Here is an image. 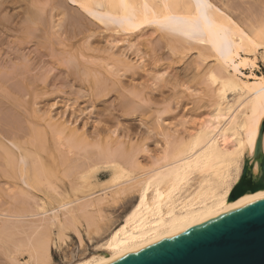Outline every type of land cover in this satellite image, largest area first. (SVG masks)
Instances as JSON below:
<instances>
[{
  "label": "bare ground",
  "instance_id": "obj_1",
  "mask_svg": "<svg viewBox=\"0 0 264 264\" xmlns=\"http://www.w3.org/2000/svg\"><path fill=\"white\" fill-rule=\"evenodd\" d=\"M14 1L13 0H11V1L10 0L9 1L3 0L0 2V12H1L0 13V26H3V22H5V21H7V23H9L13 18H15V16H17V14H20V13H21V15L20 16L18 15L19 20H20L21 16H22V18L25 17L23 19H26V21L23 20L25 22L22 21L23 23L26 24V27L24 26L26 31H28L29 29H32L34 27L36 28V26H37V29L39 30V28H41V27L38 28V25L40 26V24H42V26H43L44 23L47 24L49 22V19H50V21H51V22H49V23H51V24H49L50 26H48V25H44V26H47L49 28L52 25L51 28H53V29L51 30V28H50V30L54 31L56 33L58 32V34H59L60 32H62L64 30L63 27H66L65 24H66L67 20H68L67 23H70L72 21V19L70 21L69 17H67V16L68 15L73 16V15H75V13H77V15H75L76 18H75V16L73 17L72 22H74V23L76 22L75 20H79V19L81 20V18H79V16H78L80 14V16L83 17V19L85 17L86 21L90 19L92 25L93 24H97V26L99 24L102 25V26L99 25L100 28H97V27H95L96 25L95 26H92L91 24L89 25L87 22H84L85 21L84 20L83 23L88 24L87 27L84 28L85 24L80 23L82 21H80V22L77 21L76 24L80 23L84 28L83 29L82 26L79 24V26H81V28L83 30L81 33V31H80L81 29H79L78 35H81L80 38L84 39L83 44L87 45L85 43H88V44H90L88 46L95 47V52L93 50L94 49L93 47H92V49H87L88 47H86V49L88 51H91V52L93 51L94 54H92V56L94 58L91 55H89L90 53L88 54L93 59V60H91L90 57L88 58V60L92 61V62H89V65H88L87 64L88 61L86 59L87 55L85 58V56H84L85 53L82 52L83 55L80 53L81 51H83V49H82V50H79L77 52V54L80 53L81 55H75V54L74 55L76 57L77 56L78 57L83 56L84 58L82 57V59L79 58L75 61V57H73L72 58L73 63L70 64L71 57L73 56V54L71 55V57L68 54L70 57L69 63H68L69 57L66 59L67 62L66 61L65 62H66V64L68 63L67 66L71 67V65L74 64L77 67V65L79 64L78 60H80V63H81V60H82V62L87 61V63H86L88 65L87 68L91 69V70H89V72L90 71L92 72V76L94 75L93 73L96 74V72H97L98 77H100L99 75L104 74L102 76H106L108 73H110L112 76L114 75V77H116V79H114V80H117V83L121 82L122 79H120V77L124 76V74H125L123 72L130 73V70H132V69L134 70V67L138 68L137 65H134L133 63L138 64L139 67L141 68V70L142 69L144 70L147 67L145 65L146 61L144 63L143 56H140L141 53L138 52L139 49L136 48V46L138 45L137 42L136 43L131 42L132 40L127 38V37H130L129 35L132 36L133 33L135 35L138 33L137 37L142 39L143 35L145 34V32H143V31H146L147 28L154 33L155 32H157V33L163 32V34H165V36H163V34H161V37L162 38L166 37L165 38L167 41L166 44H168V46H171L169 48H172V46H174V49H175L177 47L178 40L180 41L179 45L181 44L183 46L182 47L180 45L182 48H184V49L188 48L187 50H184L182 48H179L180 46L178 45L179 47H177V48H179V49L176 51L177 52L179 51L180 54L184 53V51L185 52L188 51L189 49L190 50L188 52L193 51V49L194 50L196 49L195 51H197V49L200 48L201 51L199 52V50H200L199 49L197 52L199 53V55L201 57H204V58H201L198 55V57L201 59L202 62H204L203 61L204 59H205V62H207L208 60H210V58L212 61L213 57H214L213 58L214 60L212 62L210 61L211 64L209 62H208L209 64L206 63L207 64L206 66L204 65L205 62L202 63L204 65V67L208 68L207 71L205 70V68L202 69V67H200V66H202V65H199L200 61L198 63H196L197 66L198 65L199 66L198 67L196 66L195 68L198 71H200L198 68L202 69L203 71H200V72H203L202 74H204V75H205V71L208 72L206 74L209 75L210 80L206 79V81H207L206 83H208V82L210 83V81H211L213 83V87H212L211 83L210 84L208 83L207 87L209 88V86H211L210 88H214V85L216 84V87H215L216 90L213 93V96H215V95L216 96L213 97L214 101L211 104L212 105V109H211L212 111H211V114H210L208 119H204L203 121H201L200 123H198L197 125H194L192 127H185L184 130L175 129L173 131L172 129H170L171 128L170 124H172V123H170V124L168 122L166 123V120L164 119L165 117L163 118V115L168 112V107L165 105V103L168 100V95L165 96L163 94L165 90H162L163 91V93H162L161 90L159 91V89H157V91L161 92V93L158 94V96H157V94H155L156 96L148 98L147 95L149 92L147 91V93H146V91H145V89L147 90V88L146 87L139 88V85H144L145 82L138 84V82L135 81L136 83L133 82L134 83L133 85L131 83L132 87H129V88H127V87L124 88L122 86V88H124L125 91H128V93L130 92V94H129V95H131L130 99H132L134 103L136 102L134 100H138V101L143 100L144 102H146V104L149 103L150 105L155 104L156 105L155 107L158 106L157 108H154L156 110H153V108H151V109L149 108L150 111H152V115H156L155 119L153 118L154 123H155L154 127L159 128L160 131L162 132L161 136H164L163 137L164 144L162 145L161 150L158 151L159 153L157 156L156 155L151 156L150 154H152V153L148 154L149 151L148 152L146 151V150L151 151V149H149L150 144L149 143L147 144V142H145V141L149 140L150 138H147V140L144 139L145 141L142 139V141H144L148 147L147 146L145 147V145H142V144H144V142H142V141H141L142 142L141 145H139V143H138V146L136 144H134L136 146L131 145L130 147L133 146L132 149L129 147L131 149V152L128 150L131 153V155H130V153L128 154L127 149H125V147H127V146L125 145V147H124L123 146L124 142L120 141L122 137L120 136V134L116 135V134H118L117 130L115 129V126L113 127L112 124H111L112 125L111 127H113L114 129L111 128L109 126V124L107 125V127L109 126L110 129L107 128L108 129L107 130V129H105L106 127L104 128V130H107L109 135H107L106 139L103 140L102 139L103 136L102 135L100 136L101 131L100 132L98 131V134H97V130L99 128L98 126H95L96 127L95 129H97L95 131L96 133L94 131H91V133L89 132L90 133L89 134L85 130V128L88 126H85L84 129L82 128L83 130H85V131H83L82 129L77 128L79 126H77L75 123H73V121L77 117L75 118L73 116L74 119H72L73 121H71L70 116H69V119H67L68 117L64 116L65 112L64 113L62 112L63 114L60 116L59 115V113H61L60 109H59L60 112H58V110H57V113L55 112L58 115H54V113L47 114V113H51V110L49 112H47L48 109L47 108L44 109L42 106L43 110H42V108H41V110L44 113V114H42L44 116L41 117V115L37 114V115H39L36 118V119H39L36 122L38 125L36 124V125H34V127L42 126L43 123L41 121H44L43 128H45L44 130H46V134L48 133L47 130H50L52 135L55 136L57 139H59L58 141H60L61 138L62 139L64 138V140H61L60 146L62 144L65 145V149L66 150L69 149V151H71V154L74 153V151L80 152L81 150H83L82 154L80 153L79 155L84 156V152L86 153V150H88V152L91 151L90 152L91 154L88 153V154H90L88 159L89 160L93 159V160H95V162H93V160H91V162H90L87 159H82V160H84V162L80 161L81 162L80 165L82 167L80 165H78L79 162L77 164L78 166L81 167L80 168L81 172L79 171L80 173L79 172L77 173V175H79V176L76 178L78 179V181H83V182L89 181L88 189L82 190L83 186H77V187L74 186L73 187L70 184H68V186H71L69 189L72 188L71 192L73 191V193H74L75 190L77 192L78 189H80V187H81L80 190H82V193H83L82 195H78L75 192L76 196H74V194H73L74 197L72 198V197H70L71 196L70 192H68L70 190L67 189V191L66 190L65 191H59L56 188L55 189L56 194L53 196V194H54L53 193L51 196H53L52 199H55L57 201L58 206L51 207L50 206L51 204L48 206L49 201L45 202L43 199H41L42 198L41 196H40L41 198L40 197L37 198L38 200L41 199L40 201H38V200H36L35 197H33L32 192H31V195L33 198L31 197L30 192L27 191L28 190L27 188H29V189L31 188L29 185V182H28V181H30V180H28V179H30V177L27 179V177H26L27 175H23V176L20 175V179L21 178L24 179L23 183H25V182L27 183V185H25V187L28 186L26 189H23L22 192H24L26 195L29 192L27 197H31V199H35V201H33V203H35L37 210H35L32 207V209H34L35 212L33 210L32 213H29V212H31V209L29 208L30 211L27 213L28 207H26L27 211L25 210L26 211L25 213H27V214L23 213L25 208H23L22 212H21V210L18 209L19 210L18 213L15 214L16 211L14 213H12L10 210H5V209L3 210V207H2L3 204L1 206V203H0V207H1V209H0V223H1V221H3V224H5L4 222H6V223L9 222L11 224V222L13 223L15 220H17V222H15V225H16V223H18V221H19V224L24 221L23 223H25V225H26V220L30 217V221H27V222H31L33 225H35L37 230L40 229L39 228L40 226L43 227L45 225L47 227H52V226L55 227V225H57L59 227L57 234L60 237H62V235H64V230L69 225L68 223L71 221V219H74L78 215V213H80V212H85V213L87 212L86 214H88L89 207L93 209V208H96L99 204H100L99 206H101L102 202H103L102 204H105V201H106V203H108L110 200L111 201L109 203L112 204V203H117V202H114V200L120 202V201H123L127 198H132V200L135 199L132 207L124 215V218L121 221V223L116 225L111 230L109 235L105 238L104 241H102V243H100V245H97V249H96L97 251L96 252L91 253L90 255H87L86 257H83L81 259H78L75 261L73 260V262L70 263V264H111V263L118 261L120 259H123V258H125V257L139 251V250L147 248L151 245H154L158 242H161V241H163L167 238H170L174 235H177V234L183 233L185 231L191 230V229H193L197 226H200V225H202V224H204L210 220H213L217 217H220L222 215L230 213L234 210H237L239 208H242L248 204H251L253 202H256V201L264 198V188H262V189L255 191V192L248 190L237 200H230L229 199L233 188L236 186V184L239 182V180L242 177V174H243V171L246 167V164H247L248 169L252 170L253 176L255 178L259 177L261 174L262 164H261L260 157H264V80L263 79H253V78H250V79L243 78L242 76L238 75L236 73V71L231 69L229 64L226 62V58L228 56L229 51L231 49H233L235 51V53L243 54L245 56L243 58V60L240 62L241 65L249 67V66H252L253 64H255L256 59H258L259 50L264 48V21L262 23L260 22V24L259 23L257 25L254 24V26L252 25L251 28H249V30H247V29L245 30L244 28H245V25L247 23L244 21V23H246V24L243 27H241V25H240L241 23L238 24L239 21H238V23H237V21H235V20H237V18L233 19L232 17L234 15L232 17L230 16L232 14H230L228 9H226V10L230 15L223 10L225 8V6H224V8L221 9L222 5L220 4L219 1H218V3H219V5H221L220 7L217 3L216 4L218 6L215 4V2L217 0L214 3H213L214 0L213 1L212 0H66L65 1V2H67L66 4L64 2L62 3L61 1L57 3V1H59V0H57L56 3H53L55 0L53 2H52V0H24V1L18 0V3L20 1L21 2L23 1L27 4L24 5L22 8L20 7V9H18V13L16 11V13H17L16 15H15V13H13V15H11V14L9 15L8 9L12 7L11 5L14 4ZM12 2H13V4H11ZM15 3L18 4L17 1ZM51 3H52V5L54 4L53 8H50L52 6ZM59 3H61L62 5H66V6L63 7V6L59 5V6H61V7H59L61 9H59L57 7L58 6L57 4H59ZM47 4L51 5L49 8L52 9V11H53L52 16H50L49 11L47 12V9H48ZM67 4H71L68 7V9L70 8L69 9L70 12L69 11L68 12L72 13V14H73V12L71 10H74V8L77 7L75 9V13L73 15L65 12V11H67ZM14 5H13V7H14ZM70 6L71 7L73 6L74 8H71ZM233 6H234V4H233ZM13 7H12V9H13ZM3 8H6L8 11V12H5L6 10L4 11L5 12L4 16L2 13ZM62 8H63V10H62ZM234 8H235V6H234ZM14 9L16 10V7ZM233 9H231V10H233ZM21 10H23V14H25L26 16L25 15L23 16ZM76 11H78V12H76ZM248 15H250V14H248ZM48 16H50L49 19H48ZM43 17L45 18L44 20H46L47 22L46 21L43 22L44 21ZM46 17L48 20L46 19ZM86 17H88V18L86 19ZM238 20H239V18H238ZM12 24H13V22H12ZM88 26H90V28H92L93 31H91L88 28ZM5 27H7V26L4 24V29H5ZM47 27H45L44 31H46ZM67 27H71V26H67ZM93 27L95 29H99V30L102 27L101 31H103V28L110 29L109 31H111V29H112L113 34L114 33L118 34V35L121 33L124 34L126 36V37H124L125 38L124 40L126 41L125 44H128V45H126V47L124 45L125 48L121 45V49L123 47V50H119L120 47L117 48V46H119L118 40H117L118 37L117 38L113 37V34L112 33H111L112 35L109 34L110 32H108V30H107L108 34L106 32V35H109V36L111 35V37H108V38L106 37V42L108 44L103 41L105 44H107V45H104L105 47H101L103 45L102 43H96V44H99L98 46H100V44H102L100 47H98L97 45H94L95 41L93 42L92 39L90 40V38H93L92 36H94L93 39L95 40L96 39L95 35L97 36V34L94 35L93 33H96V31H98V30L94 31L95 29H93ZM150 27H153V28H150ZM35 28L33 30H37ZM42 29H40V30H42ZM149 30H147L148 32H146V34L149 33ZM51 31H50V33H51ZM89 31L92 32V34ZM29 32L32 33L30 30H29ZM48 33L49 32L46 31V34H48ZM62 33H65V30ZM87 33H88V35H87ZM103 33L105 34L104 31H103ZM46 34L43 33V36L44 35L47 36ZM82 34L86 35L85 37H87L89 39L86 40L87 38L83 37ZM115 34H114V36H116ZM36 35H38V34H36ZM106 35H104V36H106ZM27 36L29 37V34ZM151 36H152V34H151ZM172 36H175V37L173 38ZM47 37L49 39V37H51V36L49 35ZM47 37H45V38L47 39ZM53 37H55V36H53ZM75 37H79V36H77V34H76ZM119 37H120V35H119ZM135 37L136 36H132L133 41L135 40L134 39ZM168 37L170 39H171V37L173 39L177 38L176 39L177 43L173 39H171L173 42L170 40L168 41V39H169ZM59 38H62V37H59ZM143 38H145V37H143ZM97 39H98V37H97ZM55 40H56V38H55ZM60 40H62V39H60ZM119 42H121V41H119ZM138 42H139V40H138ZM169 42H170V44H169ZM174 42L176 43V45H172V43H174ZM119 44H121V43H119ZM134 45H135L134 48L137 49V51L132 47ZM200 45L203 46V48ZM66 46H68V45H66ZM106 46H108V47H106ZM127 46H128V49L129 48L131 49V47H132V49H134L133 51H136V53L138 55V59L135 57L136 58L135 62H133L134 58H132L133 59V61H132L130 59L131 57L130 56L128 57L127 54H129V53H128ZM115 47L119 51H115ZM137 47L139 48V46H137ZM89 48H91V47H89ZM204 48H205V50H204ZM101 50L102 51L105 50L106 54L109 52V55L108 54L103 55L105 58H102L103 56L99 57L100 53H104ZM171 50L173 53L176 52L175 50L173 51V49H171ZM96 51L99 54V56L95 55ZM99 51H101V52H99ZM126 51H127V53H126ZM72 53H74V51ZM54 54H55V52H54ZM59 54H60V52H59ZM131 55H133V54H131ZM259 55H260V52H259ZM95 56H97V58L99 57L100 59L102 58V60L106 59V57H108V58L106 59L107 60L106 62H102V65H100L101 61H100V59H98L100 61V63L98 61L99 65H97L98 63H97V59H95ZM20 57H23V56H20ZM35 58H36V56H35ZM170 59H172V58H170ZM94 60H96L95 64L97 66L96 65H93V66H96V67L101 66L100 68L98 67L99 69L97 68L98 70L96 69V67H93L90 65L92 63L94 64ZM195 60H194V63H195ZM21 61H23V60L21 59ZM103 61H105V60H103ZM130 61H132L133 63H131ZM75 62L78 64L76 65ZM83 63H82V66L85 64V63L84 64ZM28 64H29V62H27V64H25V67H26V65H27V67H29ZM22 65L23 64H21V66ZM80 65L81 64H79L78 66H80ZM122 65L125 67H123ZM73 66L71 67V69H72L71 72L76 74V71H77L79 74L78 75L76 74V75L77 76L81 75V77L79 76L80 78H82L83 75L84 76L87 75V77H86L87 79L86 78H82V79H86L88 81H90L93 78L92 76L90 77L91 74H87L88 71H87V68H85L86 65H84V67L81 66L82 67L81 69L78 67H77L78 69L77 68L73 69ZM89 66H90V68H89ZM102 66H103V68H102ZM207 66H209V67H207ZM91 67L95 68L96 70L94 69L95 71L93 72V68H91ZM122 68H124V69H122ZM24 69L26 70L27 68H23V70ZM68 69H70V68H68ZM75 69H76V71L74 72L73 70H75ZM82 69H84L85 71ZM23 70H21L22 71L21 73L25 72V74H26V72L28 71V70H26V71L24 70V72H23ZM79 70H82L83 74H80ZM103 70H105V72L107 73L106 75H105V72ZM122 70H124V71H122ZM145 70L143 72H145ZM82 71H81V73H82ZM98 71H99V73L101 72L102 74H98ZM127 71H129V72H127ZM146 71L152 72V73H150L153 76V79L151 81H153L152 83L154 86L156 85L155 89L160 88L159 84L164 83V82L169 83L170 80L172 79L171 78L169 80V78L168 79L166 78V74L168 73L166 71L163 72V71H159V70L156 71L155 70V72H154V71L148 70V69ZM29 72H31V71H29ZM41 72H43V71H41ZM119 72L120 73L122 72L123 74L119 75ZM148 72H146V73L149 74ZM115 73H116V75H115ZM39 74H41V73H39ZM110 74H109V76L107 75V77H104L105 80L101 79L103 77L98 78L99 79L98 80L97 77H95V75H94V78H93V81L95 79L94 83H96V84L99 83V84H97V86H96V84L90 85V88H92L93 93L98 94L99 89H101L100 91L102 92L100 94V96L102 94H104L105 91L111 92L110 90L109 91L108 90H104V91L102 90L103 87H104L103 89H107V88H105V86L106 87L109 86L108 84L105 85L104 82L106 81V78H107V80H108V77L110 78ZM117 74H118L119 78L117 77ZM168 75L172 76L171 73ZM204 75H202V76H204ZM125 76H127V75L125 74ZM173 76L176 77L175 75H173ZM188 76H189V74H188ZM196 76H200V74L197 73ZM205 78H208V77H206V75H205ZM31 79H33V78H31ZM100 79L103 81H101ZM119 79H120V81H119ZM176 79H178V78H176ZM93 81L92 82L90 81L88 83L89 84L93 83ZM149 81H150V79H149ZM178 81L175 80L174 83L176 82L178 84ZM63 82H64V80H63ZM112 82L114 84H116L115 83L116 81L114 82L112 80ZM112 82L110 81L109 83L111 84ZM123 82H121L122 85H123ZM131 82H132V80H131ZM172 82H173V80H172ZM14 83H16V82L14 81ZM106 83H108V81ZM180 83H181V81H180ZM92 85H95V87ZM103 85H105V86H103ZM157 85H159V86L157 87ZM179 85H181V84H179ZM21 86H23V85H21ZM21 86H20V88H21ZM98 86L99 87L102 86V87L97 89ZM124 86H126L125 83H124ZM161 87H164V86H161ZM160 89H164V88H160ZM187 89L189 90L190 87H187ZM22 92H24V91H22ZM229 92H231L234 95V96L232 95L233 96L232 99L229 98V96H228ZM161 94H163V95H161ZM9 96L11 97V95H9ZM100 96L98 97V95H97L96 100H97V98H101ZM10 97H8V98H10ZM126 97H130V96L126 95ZM12 98L13 97H11V99ZM153 98H155L154 100H160L161 102L156 103V102H154ZM12 100H15V99L13 98ZM132 100L130 101L129 99H125L126 102L123 100V102L125 104H121V106L123 105L122 106L123 108L128 107L130 114L135 115L138 112L137 106L135 107V105L137 103H135L133 105ZM35 103H37V102H35ZM35 103H34V105H35ZM14 104H15V102H14ZM161 104H164V106L163 107L160 106ZM17 105L18 104H16V107H17ZM52 106H54L53 103H52V105L50 104L49 107H52ZM69 106H71V105H69ZM76 106H78V105H76ZM129 106L131 108L133 107V109L129 108ZM20 107H21V105H20ZM37 108H40V106H38ZM1 109H0V111H1ZM46 109H47V111H46ZM130 109L133 111L132 113H131ZM37 110H39V109H37ZM134 110H135V112H134ZM12 112H11V114H12ZM36 113H40V112L37 111ZM72 114H70V115H72ZM10 117H12V116H10ZM33 117L35 118L36 115L35 116L33 115ZM45 117H47V118H45ZM141 119H143V118H141ZM14 120L16 121V117ZM21 120H23V119H21ZM99 120H101V119H99ZM0 121H2V120H0ZM38 121H39V123H38ZM76 121H77V119H76ZM95 121H97V119ZM145 121H147V120H145ZM2 122L4 123V121H2ZM9 122L11 123V121H9ZM141 122H143V121H141ZM23 123H24V121H23ZM98 123H101V122H98ZM113 123H115V122H113ZM74 124L77 127H75ZM17 125H19V124H17ZM146 125L147 124H145L144 126H146ZM23 127H25V126H23ZM34 127L32 129H29V130L30 131L32 130L31 132L34 133L33 130L38 131L40 128V131H38V132L35 131V133L37 132V134H39L41 131L43 132L41 127H39V128L38 127L34 128ZM117 128H119V127H117ZM111 129H113V130L111 131ZM79 130H81V132ZM147 130L149 131L150 129H147ZM151 130L153 131V128ZM87 131H89V130H87ZM5 132H6V130H5ZM15 132L12 133L10 131L8 134H6L7 133L6 132V133H4V137H2V136L0 137V148L2 146L4 148V150L7 151V153L9 152L7 155L11 156V157L8 156L9 159L11 158L10 159L11 161L14 160V159H12V157H14L15 159H17L16 157H19L18 155L17 156L12 155L13 152H16L14 149H17L18 151L23 149L25 152L23 150L19 151V152H24L22 154H19L20 155V161H22L23 168L21 167L20 162H18L19 158L16 161L20 164L19 167H21L22 170L28 171V169H29L28 165L31 166L33 163H31L32 160L29 161V159H27V156L29 154L31 156L32 151L31 152L28 151V153H27V150H29V149H26L25 146L23 147L22 142H21V144H22L21 145L20 142L19 141L17 142L16 140L8 141V142H10L11 146L7 145V143H6L7 139H10L8 137H10L12 135H13V137H11V138L17 137V140H18V137L21 136V134H19L18 132H16V133ZM31 132H29V133H31ZM92 132H93V134H92ZM33 133H31L30 135L27 133L29 136L33 135L30 137L32 140H33V137L35 135ZM51 133H50V136H51ZM102 133L104 134L103 131H102ZM150 133L151 132H149V134ZM155 133H158V132H156V130H155ZM40 134L38 135V137H40ZM7 135H8V137H7ZM42 135L45 136V138H43ZM42 135H41V137L44 140H41V142H44L45 139L47 138L46 137L47 135H45V132H43ZM24 136L28 137L25 134H24ZM53 136H51V137H53ZM105 136H106V134H105ZM115 136H116V139L118 136L119 140L118 139L114 140ZM35 137L37 138L36 135H35ZM37 141L39 142V140H37ZM55 141H56V139H55ZM63 141H65V144L62 143ZM45 142H47V140ZM139 142H140V140H139ZM259 142H260V153H259L260 155H259V157H257L256 152H257ZM30 143H28L29 146H30ZM133 143H131V144H133ZM38 145L40 146L41 143ZM66 145L69 146V148ZM91 146L93 148H91ZM139 146H142V148L145 147L144 148L145 150L144 149L143 150L146 152L141 151L142 148H140ZM48 148H49V146H48ZM72 148L74 149V151H72L73 150ZM89 148H91V149H89ZM92 149L93 150L96 149L95 153L93 152ZM69 151H66V152H69ZM250 151L252 152V161L250 164H248L247 162L245 164V158ZM141 152L144 153L145 155H147V154L149 155L148 160L146 159L145 162H143V160H141V157L145 156L144 154L141 155L140 154ZM154 153H156V152H154ZM16 154H18V153H16ZM94 154H95V157L90 158V157H93ZM86 155H87V153H86ZM140 155H141V157H140ZM32 157H35V156H32ZM5 158H6V156H5ZM146 158H147V156H146ZM34 159L35 158H33V160ZM143 159H145V157ZM6 163H8V162H6ZM99 163L100 164L105 163L104 165H106L107 168L109 166L110 170H106V173H107V171H110V175L108 173V177H106L105 179H100L98 181L93 182L92 178H94L93 175H95L96 172L93 174H92V172L98 171V167L95 169V166L99 165ZM13 164H14V162H13ZM34 165H35V163H34ZM34 165H32L31 166L32 168L31 167L30 168L33 169ZM37 165H38V163L36 164V166ZM77 165H76L77 168L74 166L75 170L76 169L79 170V167ZM27 166H28V168H27ZM106 166H102L103 169L104 168L107 169ZM17 167H18V165H17ZM35 167H34V169H37ZM37 167H38L37 170H40V171L42 170V169H39V166H37ZM102 167H101V169H102ZM71 168H73V166H71ZM72 170H74V169H72ZM64 173H66V172H64ZM69 175L67 177H69ZM32 177H33V179H38L34 175ZM32 177H31V179H32ZM73 178H75V177H73ZM95 178H96V176H95ZM33 179L30 182H34ZM72 182L76 183L77 180L75 179V181H74V179H73ZM64 185H66V184L63 183V186ZM66 186H64V187H66ZM23 188H24V185H23ZM9 189H11V188H9ZM33 189H34V187H33ZM4 190H6V189H4ZM12 190L16 191V189H12ZM62 190H64V189H62ZM46 191H45V195L47 194ZM12 192L14 193V191H12ZM20 192H21V190H20ZM13 193H10V195ZM7 194H6V196H7ZM26 195H24V196H26ZM12 196L15 197V194ZM48 196H49V194H48ZM36 197H38V196H36ZM11 198H13V197H11ZM6 203H7V201H6ZM30 204H32V203H30ZM13 205H14V203H13ZM18 208H20V207L18 206ZM61 215H63V216H61ZM36 216H41V219L39 218V219L35 220L34 217L36 218ZM63 217L65 219H62ZM11 219H12V221H11ZM39 222L42 224L39 225L40 224ZM3 224L0 227L4 228ZM75 224L76 223H74V225ZM21 225H18V226H21ZM8 226H10V225L8 224ZM27 226H30V225H27ZM93 228H94V224H93ZM9 229H11V228H9ZM9 229H7V230H9ZM2 230H3V235H4V229H2ZM46 230L49 231V228ZM34 231H35V229H34ZM48 231H46V234L48 233ZM60 233H63V234H60ZM1 234H2V231H1ZM46 237H48V236H46ZM46 237H44V238L46 239ZM2 239L3 238H1L0 241ZM45 239H43V241H41V242L39 241L40 242L39 245L37 243L38 247H36V244H34L33 249L26 247V244L16 245L15 248H17V247L18 248L14 249V250L17 251V254H19L18 249H20V248H21L20 253H23L22 252L23 249H22L21 245L24 246L23 247L24 249L28 248L29 251H30V249L35 250L34 252L31 251L30 253H29V251H27L29 253L28 255H30V257H31V261L29 260L26 263H25V261H23V263H22L19 260V258L17 257L20 264H47V262H50L51 259L53 258V256H52L50 248H49V244H48L49 240H47V239L45 240ZM81 241L83 242V240H81ZM8 242L10 243V241H8ZM0 243H4V241L2 240ZM33 243H34V241H33ZM4 245H5V243H4ZM81 245H82V243H81ZM10 248H12V247H10ZM12 251H13V249H12ZM9 252H7V253H8V255H11V259L16 260V257H13L15 255L17 256V254H15L16 252L13 251L14 254H13V252H11V253H9ZM18 260H17V262L15 261L16 263L15 262H13V263L19 264ZM10 261H12V260H10ZM13 263H11V264H13Z\"/></svg>",
  "mask_w": 264,
  "mask_h": 264
},
{
  "label": "rangeland",
  "instance_id": "obj_2",
  "mask_svg": "<svg viewBox=\"0 0 264 264\" xmlns=\"http://www.w3.org/2000/svg\"><path fill=\"white\" fill-rule=\"evenodd\" d=\"M1 1H3V0H0V2ZM16 1L18 3V0H15L14 1V4L15 5L13 4V2L11 3V4L14 5V7H13V5L10 4L13 7V9L16 7V10L15 9L13 10L12 7L9 8L8 9L9 15L10 14L13 15V13H15V15H16L18 13V9H20V7L22 8L24 5L27 4V3L23 2L24 0L22 2L20 1L21 3L19 2L18 4L15 3ZM53 1L54 0H52V2ZM56 1L57 0H55L53 3H56ZM60 1L62 3L64 2L65 4L67 3V2H65L66 0H59V1H57V3L60 2ZM215 1L216 0H214L213 3ZM218 1L220 2V4L222 6L219 5ZM216 3L219 5V7L221 6V9L224 8V6H225V8L223 10L226 13H228L227 10H226V9H228V11L230 12V14H232V15H230L229 13L228 14L231 17L234 15L235 17L233 16L232 18L233 19H236L237 18V20H235V21H237V23L239 21L238 24L241 23L240 24L241 27H243L247 23L248 25L247 24H246L247 26L245 25V28H244L245 30L246 29L249 30V28H251L252 25L254 26V24L257 25L258 23L260 24V22L262 23L264 21V0H244V1L243 0H217L215 2V4ZM233 4H234L235 8H234ZM51 5H52V3H51ZM51 5H48L47 4V6H48L47 12L49 11L50 16H52V12H53L52 9H50V8H53V5L54 4L52 6ZM57 5H58L57 6L58 8L61 7V6H63V7L66 6V5H62L61 3H59ZM59 5H61V6H59ZM69 5H71V4H67V11L64 10L67 13L70 12V10H69L70 8L68 9ZM71 8H74V7L72 6ZM76 8H74V10H71L73 12V14L75 13V9ZM59 9H61V8H59ZM231 9H233V10H231ZM62 10H63V8H62ZM4 11L5 12H8L6 8H3V11H2L3 16L5 14ZM16 11H17V13H16ZM21 11H22V14H23V10H21ZM76 12H78V11H76ZM69 14H72V13H69ZM248 14H250L251 16L248 15ZM18 15L20 16L21 13L20 14H17V16H15V18H13L9 23H7V21H5L6 23L3 22V26H0V72L2 71L0 73V109L2 108L1 111H0V116H1L0 117V120L4 121V123L2 121H0V137L1 136L4 137V133L7 132L6 134H8L10 131L12 133H14L16 131L19 134H21L22 137L24 136V134L27 135L28 137H25L24 136L25 138L24 137L22 138L21 136H19L18 137V140H17V137L11 138V137H13V135L10 136V137H8V135H7V137L10 138V139H7V141L6 140L5 141H6L7 145H9V146H11L10 142H8L10 140H16L17 142L19 141L20 144L22 142L23 145L22 144L21 145L23 147L25 146L26 149H29V150H27V153H28V151L29 152H31V151L33 152V153L31 152V154H32L31 156H30V154L28 155L30 158L27 155L26 156H27V159H29V161L32 160L31 161V163H33L32 165H34V163H35V165L33 166V169H31L32 168L31 167L32 165L31 166L28 165L29 166L28 171L22 170L23 166H22V161H20V155L19 154H22L25 151L23 149H21L24 152H19L21 150L18 151L17 149H14L16 152H13L12 153V155H14V156H17V155L19 156V157H16V158L17 159L19 158L18 162H20L21 167H22L21 168V167H19L20 164L16 161L17 159H15L14 157H12V159H14V160H12L14 162V164H13V162L10 160L11 158L10 159L8 158V156L11 157L10 155H7L9 152L7 153V151H5L4 148L1 146V148H0V154H1L0 155V203H1V206L3 204V206H2L3 207V210L4 209L5 210H10L12 213H14L16 211L15 212V214H16V213H18L19 210H21V212H22L23 211V208H25L24 211H23L24 214H27L30 211V209H31V212H29V213H32L34 209L37 210V207L35 206V203H33V201H35V199H31L32 195H33V197L36 198V200H38L37 198H39L41 196L42 198L41 197L40 198L43 199L45 202H48L49 201L48 202L49 203L48 206L51 204L50 205L51 207H54V206L56 207V206H58V203H57V201L55 199H52V197L56 194V190H55L56 188L59 191H65V190L67 191V189L70 190L68 192H70V195H71L70 197H72V198L74 196H76L75 195L76 190L74 191V193H73V191L71 192V189L72 188L69 189L71 186H73V187L74 186H76V187L77 186H83L82 187V190L88 189V185H89L88 183H89V181H86V182L78 181V179L76 177L79 176V175H77V173L80 171V168L82 167L80 165L81 162H84V160H82V159L89 160L88 158H89V155L91 154L90 153L91 151L89 150L90 152H88V150H86L87 155L84 152V156H83V155H79L80 153L82 154V151L83 150H81L80 152H76L72 148L73 150L72 149L71 150L74 151V153L71 154V151H69V149H67V150L65 149V145L62 144L60 146L61 140H64V138L63 139L61 138V140L58 141L59 139H57L55 136H53L52 133L50 132V130H47V131H48V133L50 132L51 133V136H53V137L50 136V133L49 134L48 133L46 134V130H44L45 128H43L44 121H41L43 123L42 126H36V127H38V128L41 127L42 130H43V132H45V135H47L46 136L47 138L45 139V141L47 140V142H45V141L44 142H41V140H44V139H42V137L45 138V136L42 135L43 134L42 131H41L42 133L40 132L41 134L39 133L40 134V137H38L39 134H37V132L40 131V128H39L38 131L37 130H33L34 133L31 132L32 130L31 131L29 130V129H32L34 127V125L37 124L36 122L39 119H36V118L39 115H41V117L44 116V115H42V114H44L42 112L43 108L44 109L47 108L48 109V111L46 109L47 112H49L51 110V113H47V114L54 113V115H58V114H56L57 113V110H58V112L61 111V113H59V115L61 116L65 112V115L64 116L65 117H68L67 119H69V116H70L71 121H73L72 119H74V117L75 118L77 117L76 119H77L78 122L75 119L73 121V123H75L79 127H77L74 124L75 127L79 128V129H82V128L84 129L85 126H88V127L85 128L86 132H88V133L89 132L91 133V131H94L95 132L97 130V129H95L96 128L95 126H98L99 128L97 130V134H98V131L99 132L101 131V133L103 131L104 134L103 133L102 134L100 133V136L101 135L103 136L102 137L103 140H105L106 137H107V135H109V133L107 132V130H108L107 128H109V126L111 127L112 125H113V127L115 126V129L117 130V133H118L116 135H119L120 134V136L122 137L121 138L119 136L121 138L120 141L124 142V145H123L124 147H125V145L127 146V147H125V149H127L128 154L131 152V149H132L133 146H136V145L138 146V143H139V145H141L142 142H144L145 140H147V138H150L149 140H147L145 142H147V144L148 143L150 144L149 145V149H151L152 152L150 150H146V151L147 152L149 151L148 154L152 153V154H150L151 156H154V155L157 156L158 153H159L158 151L161 150L162 145L164 144V141H163V137L164 136H161L162 132L160 131L159 128L154 127L155 126L154 119H155L156 115H152V111H150L151 108H153V110H156L154 108H157L158 106L155 107L156 106L155 104H153V105L152 104L150 105L149 103L146 104V102H144L143 100H139V101L138 100H134V101H136L135 103H137L135 105V107L137 106V111H138L135 115L130 114L128 107L127 108L126 107L123 108L122 107L123 105L121 106V104H125L123 102V100L124 101H125V99H129L130 101L132 100V99H130L131 98V95H129L130 92L128 93V91H125L124 88H126V87L127 88L132 87V85L134 84L133 82L136 81V82H138V84L145 82L144 85H139V88H144V87L147 88V90L145 89V91H146V93H147V91L149 92L148 95H147L148 98L149 97L156 96L155 94H157V96H158V94H160L161 92L163 93L162 90H165L163 94L165 96L168 95V100L165 103V105L168 107V112L163 115V118L165 117L164 119L166 120V123L167 122L169 124L172 123V124H170V127H171L170 129H172L173 131L175 129L184 130L185 127H192L194 125H197L198 123H200L204 119H208L209 118V116L211 114V111H212L211 110L212 109V105L211 104L214 101V98L213 97L216 96V95L213 96V93L216 90L215 89L216 84L214 85V88H210L211 86H209V88L207 87V84L209 82L206 83L207 82L206 79H209L210 80V78H209V75L206 74V73H208V72H206L208 68L204 67V65L206 66L207 64H209L210 61H211V58H210V60L207 59L208 60L207 62H205V59L204 60L202 59L205 63L202 62L201 59L198 57L199 53L197 52L200 48H198L197 51H195L196 49L195 50L193 49V51L188 52L190 50L189 49L188 51L185 52L184 50H187L188 48L187 49L182 48L183 46L181 44L180 45L182 47L179 45L180 41L178 40V43H177L176 42V39L177 38L176 39H173L175 36H172L173 38L171 37V39H173L177 43V47L180 46L179 48L184 49L183 50L184 53H181L180 54L179 51L178 52L176 51L179 48L176 47L174 49V46H172V48H169L171 46H168V44H166V42H167L166 39H165L166 37L165 38L163 37L164 39L161 37V34H163V32H161V33L158 32L159 33L158 34L157 32L154 33V32H152L151 30H149L147 28V30H149V33L150 32L151 33L150 34L149 33L146 34V32H148L147 30L146 31H143V32H145V34L148 37L144 34L143 37H145V38L142 37V39H141V38H138L137 37L138 36L137 35L138 33L136 35L134 33L132 34V36H136L137 37V38L136 37L134 38L136 41L135 40L133 41V38H132L131 35H129L130 34L129 33L128 35L131 38L130 37H127V38L131 39L132 40L131 42H134V43L137 42V44H138L137 46H139V48L137 46H136V48L139 49L138 52L141 53L140 56H143L144 63L146 61L145 65L147 67L145 69L146 70L147 69L148 70H152L154 72H155V70L156 71L159 70V71H163V72L166 71V72H168L166 74V78L167 79L169 78V80L171 78L172 79L170 80L169 83H165L164 82V83H161L162 85L159 84L160 86L157 85V87L159 86L160 88H164V89H160V88H156L155 89L156 85L154 86L153 83H152L153 81H151L153 79V76L150 73H152V72H148L145 69H144L145 72H143L144 70L143 69L141 70V68L139 67L138 64L133 63V62H135V59L136 58L138 59V55L136 53L137 49L134 48L135 45L132 46V47L136 51H133L134 49H132L131 46H130L131 49L130 48L128 49V46H127L128 53H129V54H127L128 57L130 56L131 57L130 59L132 61H133L132 58H134V61L133 62L130 61V62L133 63L134 65H137L138 68L134 67V70L133 69L132 70L129 69L131 74L130 73L123 72V73H125L128 76L127 77L124 74V76L120 77V79H122L123 81L125 80L124 82L121 80V82H123V85H122L121 82L120 83H117V80H114V79H116V77H114V75L112 76L110 73L107 74L105 72L106 69L103 70L105 72V75L107 74L109 76V74H110V78L108 77V80L106 78V81L104 82L105 85L108 84L109 86L106 87L105 85H103L107 89H103L104 88L103 87L102 90L103 91L104 90H108V91L110 90L111 92H106L105 91V93H104L105 95L102 94L100 96V94L102 92L100 91L101 89H99V88H101L102 86H100V87L98 86V88L96 87L97 89H99V91H98L99 93L98 94L97 93L95 94V93H93L92 88H90V85L91 84H96V83H94L95 79L93 81L94 75H95V77H97V79L100 78V77H103L101 79H104V77H107V75L106 76H102L104 74H102L101 72L99 73L100 70L98 71V74H102V75H99L100 77H98L97 72H96V74L93 73L94 74L93 76H92V72L91 71L89 72V70H91V69H88L87 67L89 65V62H92L91 61V60H93L92 59V57H93L92 54H94V53H93V51L91 52V51H88L87 49H92L93 46H88L90 44L85 43V42L84 43L87 44V45H84L83 44L84 39L83 38H80L81 35H78L79 29H81L80 31L82 33V30L85 27H87L88 24L89 25L90 24L92 25L90 19H89L90 21L89 20L86 21L85 20V17L83 19V17H81L80 14L78 16H79V18H81V20L79 18H78L79 20H75L74 19L76 22L77 21H79V22L82 21L80 23H83V21L85 20L84 22H87L88 23V24L87 23H83V24H85L84 25V28H83V26L78 22L82 26V28H83L82 29L81 26H79V24H76V22L75 23L72 22L73 21V17L75 15H77V13H75V15H73V16L68 15L67 17H69L70 21L72 19V21H71L72 23L71 22L70 23H67L68 22V20H67V22H66L67 25L65 24L66 27H63V29L65 30V33H62L64 31L63 30L62 32H60L61 34L60 33L58 34V32L56 33L54 31H51L53 29V28H51L52 25L49 28L47 26H44V25L50 26L49 24H51V23H49V22H51L50 19H49L50 16H48L49 22L47 24L44 23V25H43L44 27L42 26V24H40V26L38 25V28L41 27V28H39V30L37 29V26H36V28L35 27L34 28L37 29V30H33L34 28L29 29L32 32V33H30L29 30L26 31L25 28H24V26L26 27V24L23 23V22L26 21V19H23L25 17L22 18V16H21L20 17V20H19ZM24 15L25 14H23V16ZM75 18H76V16H75ZM87 18L88 17H86V19ZM238 18H239V20H238ZM44 19L45 18L43 17V20ZM46 19H47V17H46ZM23 20H25V21H23ZM45 21L46 20H44L43 22H45ZM244 21L246 23H244ZM12 22H13V24H12ZM4 24L7 26V27H5V29H4ZM99 25L97 26V24H93L92 26H95L97 28H100V26H102V25H100V26ZM67 26H71V27H67ZM45 27H47L46 28V31L49 32L48 34H46V31H44L45 30ZM50 28H51V30H50ZM88 28L91 31H93L92 28H90V26H88ZM150 28H153V27H150ZM40 29H42V30H40ZM93 29H95V28L93 27ZM101 29H102V27H101ZM101 29L100 30L99 29H95L94 31H96V30H98V31H96V33H93L94 35L97 34V36L95 35V37H96V39L98 37V39L97 40L96 39L94 40L93 39L94 36H92L93 38H90V40L92 39L93 42L95 41L94 42L95 43L94 45H97L98 46L99 44H96V43H102L103 45L100 44V46L102 45L101 47H105L104 45H107L108 44L106 42V37L107 38L108 37H111V35L113 33H112V29H111V31H109L110 29L103 28V31L105 32V34H104L103 31H101ZM107 30H108V32H110L109 34L112 33L110 36L109 35H106ZM50 31H51V33H50ZM24 32L27 35L29 34V37ZM108 32H107V34H108ZM43 33H45L47 36L50 35L51 36V37H49L50 40L48 39L47 36H45V35L43 36ZM90 33L92 34V32H90ZM36 34H38V35H36ZM76 34L79 37H75ZM114 34H113V37H115V38L118 37L117 40H118V45L119 46H117V48L120 47L119 50H123L124 45H125V47H126V45H128V44H125L126 41L124 40L125 39L124 37H126V36L124 34H122V33L119 34L120 37H119L118 34H115L116 36H114ZM151 34H152V36H151ZM87 35H88V33H87ZM104 35H106V36H104ZM53 36H55V37H53ZM58 36L59 37H62V38H59ZM85 36L86 35H83V37H85ZM163 36H165V34H163ZM45 37H47V39ZM55 38H56V40H55ZM85 38H87V37H85ZM60 39H62L63 41L60 40ZM88 39L89 38H87L86 40H88ZM137 39L139 40V42H138ZM171 39L169 38L168 41L169 40L172 41ZM103 41L106 42L107 44H105ZM119 41H121V42H119ZM119 43H121V44H119ZM174 43H172V45H176V43L175 44ZM169 44H170V42H169ZM66 45H68V46H66ZM121 45L123 46L122 49H121ZM100 46H98V47H100ZM86 47H88V48L86 49ZM89 47H91V48H89ZM106 47H108V46H106ZM201 47L203 48V46H201ZM93 48H94L93 50L95 52V47H93ZM117 48L115 47V51H119ZM82 49H83V51H81L80 53L82 55H83V53H85L84 54L85 58H86V55H87V58L86 59H87L88 63H87V61H85V62L83 61L85 63L84 64L82 62V60H81V63H80V60H78V63L81 64V65L78 66L79 64L76 63V62H75V64L76 65L78 64L77 67L80 68V69L82 67H84V65H86L85 68H87V71L89 72V73L87 72V74H91L90 77L91 76L93 77L91 80L88 78L91 82L93 81V83H90V84L88 83L90 81L86 80L87 79L86 78L87 75L86 76L83 75L82 78H86V79H82V78H80L81 75H79L80 77L77 76L79 73L76 71V69L73 70V71L74 72L76 71V74L77 75L75 73H72L71 72L72 71L71 67L74 64L71 65V67L70 66H67L68 63H69V59H70V57H71L72 54H73V56L71 57L70 64L73 63L72 62V60H73L72 58L73 57H75V61L77 59H79V58L82 59L83 56L82 57H80V56L79 57L78 56L76 57L75 56V55H81L80 53L77 54V52L79 50H82ZM171 49H173V51L175 50L178 54L176 52L173 53ZM204 50H205V48H204ZM73 51H74V53H72ZM101 51H99V52H101ZM200 51H201V49L199 50V52ZM263 51H264V48L259 50L260 55H259V52H258V59H256L255 64H253L252 66H249V67L243 66V65L240 64V62L243 60V58L245 56L243 54H237V53H235V51L233 49H231L229 51L228 56L226 58V62L229 64V66L231 67V69H233L234 71H236V73L238 75L242 76L243 78H246V79L253 78V79H263L264 80V52ZM54 52H55V54H54ZM59 52H60V54H59ZM102 52L105 53V50L102 51ZM104 53H100V56H99V54L96 51V54L95 55H98L99 57H102L103 55H107V54L109 55V52L107 54L106 53L104 54ZM126 53H127V51H126ZM68 54L70 55V57H69ZM88 54L91 55L92 57L89 56ZM131 54H133V55H131ZM20 56H23V57H20ZM35 56H36V58H35ZM89 57L91 58V60H88ZM99 57L97 58V56H95V59H97V63L99 61L98 59H100ZM67 58H68V63L66 64V62H67L66 59ZM102 58H105V57L103 56ZM102 58L100 59V61H101V64L100 65H102V62H106L107 61L106 59L108 57H106V59H103L105 61H103ZM170 58H172V59H170ZM201 58H204V57H201ZM213 58H212V61L214 60ZM21 59L23 61H21ZM194 60H195V63H194ZM95 61L96 60H94V64L92 63L90 65L91 66L96 65L95 64L96 63ZM100 61H99V63H100ZM27 62H29V64H28L29 67H27V65L25 67V64H27ZM198 62L200 63L199 65H202V66H200V67H202V69L205 68V70H206V71L204 70L205 71V75L208 78H205V75L202 74L203 72H200V71H203L202 69L198 68L200 70V71H198L195 68L197 66L196 63H198ZM82 63L84 64L83 66H82ZM99 63L97 65H99ZM202 63H204V65ZM21 64H23L24 66L23 65L21 66ZM74 66H73V69L74 68H77L76 66L75 67ZM96 66H93V67H96ZM93 67H91V68H93ZM98 67L100 68L101 66H98ZM98 67H96V69ZM123 67H125V66H123ZM207 67H209V66H207ZM23 68H27L26 70H28V71L26 72V74L24 72L25 69L23 70ZM68 68H70V69H68ZM89 68H90V66H89ZM102 68H103V66H102ZM20 69L23 70L24 73H21L22 71ZM84 69H82V70H84ZM94 69L95 68H93V72L96 70V69L95 70ZM122 69H124V68H122ZM82 70H79L80 74H83V71ZM29 71H31V72H29ZM41 71H43V72H41ZM81 71H82V73H81ZM122 71H124V70H122ZM127 72H129V71H127ZM146 72H148L149 74H147ZM39 73H41V74H39ZM123 73L122 72L121 73L119 72V75L120 74L122 75ZM170 73H171L172 76H169L168 75ZM197 73L200 74V76H196ZM188 74H189V76H188ZM115 75H116V73H115ZM173 75H175L176 77H174ZM202 75H204V76H202ZM117 77H118V74H117ZM31 78H33V79H31ZM176 78H178V79H176ZM111 79L114 82L116 81L115 82L116 84H114ZM120 79H119V81H120ZM149 79H150V81H149ZM63 80H64V82H63ZM109 80L112 82L111 84L109 83L110 82ZM131 80H132V82H131ZM172 80H173V82H172ZM175 80L176 81L179 80L178 81V84L176 82H175L176 84L174 83ZM14 81L16 83H14ZM101 81H103V80H101ZM107 81H108V83H106ZM180 81H181V83H180ZM124 83L126 84V86H124ZM131 83H132V85H131ZM210 83H211V85L213 87V83L211 81H210ZM97 84H99V83H97ZM97 84H96V86H97ZM179 84H181V85H179ZM21 85H23V86H21ZM20 86H21V88H20ZM92 86L95 87V85H92ZM122 86L124 88H122ZM161 86H164V87H161ZM187 87H190V89L188 90ZM157 89H159V91L161 90V92H158ZM22 91H24V92H22ZM94 94L96 96L98 95V97L100 96L101 98H97V100H96V96ZM125 94L127 96H130V97H126ZM163 94H161V95H163ZM9 95H11V97H13L15 100H12L13 98L11 99V97ZM232 95L233 94L231 92H229V95H228L229 98L232 99L233 96H234V95L233 96ZM8 97H10V98H8ZM154 99L155 98H153V100ZM14 102H15V104H14ZM35 102H37V103H35ZM154 102L160 103L161 101L160 100H154ZM34 103H35V105H34ZM52 103H53L54 106L49 107L50 104L52 105ZM132 103H133V105L135 104L133 102V100H132ZM16 104H18L17 107H16ZM19 104L21 105V107H20ZM69 105H71V106H69ZM76 105H78V106H76ZM38 106H40V108H37ZM42 106H43V108H42ZM160 106L163 107L164 104H161ZM36 108L39 109V110H37ZM41 108H42V110H41ZM129 108H131V107L129 106ZM59 109H60V111H59ZM131 109H133V107ZM131 109H130V111L132 113L133 111ZM36 110L39 111L40 113L41 112L42 113L41 114L40 113H36L37 112ZM11 112H12V114H11ZM134 112H135V110H134ZM37 114H39V115H37ZM70 114H72V115H70ZM33 115L34 116L36 115V117L34 118ZM10 116H12V117H10ZM15 117H16V121L14 120ZM45 118H47V117H45ZM141 118H143L144 120L141 119ZM21 119H23V120H21ZM96 119H97V121H95ZM99 119H101V120H99ZM145 120H147L148 122L145 121ZM9 121H11V123ZM23 121H24V123H23ZM141 121H143V122H141ZM98 122H101V123H98ZM113 122H115V123H113ZM38 123H39V121H38ZM17 124H19V125H17ZM108 124H109V126L107 127ZM145 124H147V125L144 126ZM23 126H25V127H23ZM116 126L119 127V128H117ZM150 126L153 128V131L154 132L151 130L152 128ZM36 127H34V128H36ZM113 127H111V128H113ZM104 128L107 129V130H104ZM113 129H111V131ZM147 129H150L151 131L150 130L148 131ZM5 130H6V132H5ZM85 130H83V131H85ZM87 130H89V131H87ZM155 130L158 133H155ZM35 131H37V132L35 133ZM79 131L81 132V130H79ZM29 132L35 134L38 139L34 135L33 140H32L30 137L33 136V135L29 136L31 134ZM149 132H151L150 133L151 135L149 134ZM92 134H93V132H92ZM105 134H106V136H105ZM41 135H42V137H41ZM55 139H56V141H55ZM117 139H118V136H117ZM117 139H116V136H115L114 137V140H117ZM138 139L140 140V142H139ZM142 139L143 140L145 139V140L142 141ZM37 140H39V142L41 143L40 146L38 145L40 143ZM145 142L142 145H145V147H146L147 144H145ZM28 143H30V146H29ZM62 143L65 144V141H63ZM131 143H133V144H131ZM134 144H136V145H134ZM131 145H133V146L130 147ZM48 146H49V148H48ZM67 147L69 148V146H67ZM139 147L142 148V146H139ZM91 148H93V147L91 146ZM91 148H89V149H91ZM144 148H142L141 151H144L145 150ZM66 151H69V152H66ZM95 151H96V149L93 150L94 153H95ZM146 151H144V152H146ZM153 151L156 152V153H154ZM16 153H18V154H16ZM88 153H90V154H88ZM140 154L143 155L144 153L141 152ZM148 154L147 155L144 154L145 155L144 156L145 159H143L144 157L142 156L143 157L142 158L141 155H140L141 160H143V162H145L146 159L148 160V156H149ZM4 155L6 156V158H5ZM130 155H131V153H130ZM32 156H35V157H32ZM146 156H147V158H146ZM94 157H95V154H94L93 157H90V158H94ZM33 158H35V159L33 160ZM91 160H93V159H90L89 161L91 162ZM251 161H252V152L250 151L248 153V155L246 156V158H245V164H246V162L248 164H250ZM6 162H8V163H6ZM78 162H79V164H78ZM93 162H95V160H93ZM37 163H38L37 166H39V169H42L41 171L40 170H37L38 169V167L36 166ZM77 164L80 165L81 167L78 166ZM104 164H102V163L100 164L99 163V165L95 166V169L98 167V171H94L95 170L94 169L93 170L94 172H92V174L96 172L95 175H93L94 178H92L93 182L94 181H98L100 179H105L106 177H108V173L110 175V171H107V173H106V170H110L109 169V166L107 168V166L104 165ZM17 165H18V167H17ZM76 165L79 167V170L78 169L75 170ZM28 166H27V168H28ZM71 166H73V168H71ZM102 166H106L107 169H105V168L103 169ZM34 167L37 168V169H34ZM101 167H102V169H101ZM72 169H74V170H72ZM64 172H66V173H64ZM20 175L21 176L27 175L26 177H27V179L30 177V179H28L30 181H32V179H33L32 176L33 175L36 178H38V179H33L34 182H30V181L27 180L29 182L30 187H31L29 189V188H27L28 186L25 187V185H27V183L26 182L23 183L24 179L23 178L20 179ZM68 175H69L70 178L67 177ZM95 176H96V178H95ZM31 177H32V179H31ZM73 177H75V178H73ZM72 178L74 179V181L76 179L77 182L76 183L75 182H72V180H73ZM63 183L67 185V186L64 185L67 188L63 186ZM68 184H70L71 186H68ZM23 185H24V188H23ZM33 187H34V189H33ZM9 188H11V189H9ZM26 188L28 189L27 191L30 192V195H31V192H32L31 197H27V195H28L29 192L27 193L24 190L27 193V195L24 192H22V190L23 189H26ZM4 189H6V190H4ZM12 189H16V191L15 190H12ZM19 189L21 190V192H20ZM62 189H64V190H62ZM80 189H81V187H80ZM80 189H78V191H77L78 193L76 192V194H78V195H82L83 194L82 193V190H80ZM12 191H14V193ZM45 191L47 193L46 195H45ZM10 193H13V194L10 195ZM6 194H7L8 197L6 196ZM14 194H15V197L12 196ZM48 194H49V196H48ZM52 194H53V196H51ZM73 194H74V196H73ZM24 195H26V196H24ZM10 196L13 197V198H11ZM36 196H38V197H36ZM40 200H38V201H40ZM6 201H7V203H6ZM134 201H135V199L132 200V198H127V199H125L123 201H120V202L114 200V202H117V203H112V204H110L109 202L106 203V201H105V204H102L103 203L102 202L101 203V206H99L100 205L99 204L98 205L99 207L97 206L96 208H93V209L89 207L88 214H86L87 212L86 213L85 212H80L74 218L75 220L74 219H71V221L68 223L69 225L64 230V235H62V237H60L57 234L58 233V229H59V227L57 225H55V227L54 226L47 227V226L44 225L43 227L40 226L39 227L40 229L37 230V228H36L35 225H33L31 222H27V221H30V217L28 218L29 220L26 218L27 219L26 220V225H25V223H23L24 221L21 222L20 224H19V221H18V223H16V225H15V222H17V220H15V219H14L15 221L13 220L14 222L13 223L11 222V224L9 222L8 223L4 222L6 225L3 224V221H1L0 226H2V224H3L4 225V228L3 227H0L1 228L0 229V236H1L0 239L3 238L2 240L4 241V243H5V245L7 247L4 245V243H0V257H1L0 258V264H11V263H13L15 261L17 262L18 258H19V260L22 263H23V261H25V263L27 261H29V260L31 261V257L28 254L31 251L32 252L35 251V250H31V249H33V245L36 244V247H38V245L40 244V242L43 241V239H45L44 237H46V236H48V237H46V239L49 240V243L48 244H49V248H50L51 254L53 256V258L51 259V261L50 262H47V264H70V263L73 262V260L75 261V260L81 259L83 257H86L87 255H90L91 253H94V252L97 251L96 250L97 249V245H100V243H102V241H104L105 238L109 235V233L111 232V230L116 225H118L119 223H121V221L124 218V215L132 207ZM13 203H14V205H13ZM30 203H32V204H30ZM18 206L21 209L18 208ZM26 207H28V211H27ZM32 207L34 209H32ZM0 209H1V207H0ZM25 210L27 211V213H25L26 212ZM35 210H34V212H35ZM61 216H63V215H61ZM39 218L41 219V216H36V218L34 217L35 220L36 219H39ZM62 219H65V218L63 217ZM11 221H12V219H11ZM74 223H76V224L74 225ZM8 224L10 226H8ZM17 224L18 225H21L22 224V225L21 226H18ZM41 224L42 223H40L39 225H41ZM93 224H94V228H93ZM27 225H30V226H27ZM8 227L11 228V229H9ZM48 228H49V231L46 230ZM2 229H4V235H3V230ZM7 229H9V230H7ZM34 229H35V231L36 230L37 231L35 232ZM1 231H2V234H1ZM46 231H48L47 234H46ZM60 234H63V233H60ZM81 240H83L84 243ZM8 241H10V243ZM33 241H34V243H33ZM37 243H38V245H37ZM81 243H82V245H81ZM18 244H26V247L31 248V249L29 251L28 248H25L24 249L23 248L24 246L21 245L22 249L24 250V251L22 250V252L24 254L23 253H20V249L21 248L18 249L19 250L18 251L19 254H17V251L14 250V249H17L18 248V247L15 248V246L18 245ZM10 247H12V248H10ZM12 249H13V251L16 252L15 254H17V256L16 255L15 256L12 255L13 257H16V260L15 259H11V255H8V253H7L9 251H10L9 253L13 252ZM27 251H29V253ZM13 254H14V252H13ZM10 260H12V261H10ZM19 260H18V263L20 264ZM15 263H13V264H15Z\"/></svg>",
  "mask_w": 264,
  "mask_h": 264
},
{
  "label": "water",
  "instance_id": "obj_3",
  "mask_svg": "<svg viewBox=\"0 0 264 264\" xmlns=\"http://www.w3.org/2000/svg\"><path fill=\"white\" fill-rule=\"evenodd\" d=\"M260 160V176L246 164L230 200L264 188V157ZM111 264H264V198Z\"/></svg>",
  "mask_w": 264,
  "mask_h": 264
}]
</instances>
